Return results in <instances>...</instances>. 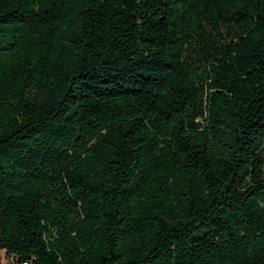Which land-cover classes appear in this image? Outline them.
<instances>
[{
  "label": "trees",
  "instance_id": "1",
  "mask_svg": "<svg viewBox=\"0 0 264 264\" xmlns=\"http://www.w3.org/2000/svg\"><path fill=\"white\" fill-rule=\"evenodd\" d=\"M7 264H264V0H0Z\"/></svg>",
  "mask_w": 264,
  "mask_h": 264
},
{
  "label": "rangeland",
  "instance_id": "2",
  "mask_svg": "<svg viewBox=\"0 0 264 264\" xmlns=\"http://www.w3.org/2000/svg\"><path fill=\"white\" fill-rule=\"evenodd\" d=\"M0 264H7L4 251L0 248Z\"/></svg>",
  "mask_w": 264,
  "mask_h": 264
}]
</instances>
